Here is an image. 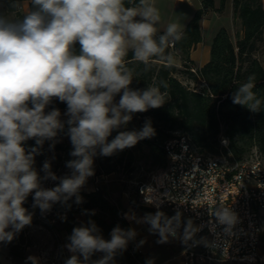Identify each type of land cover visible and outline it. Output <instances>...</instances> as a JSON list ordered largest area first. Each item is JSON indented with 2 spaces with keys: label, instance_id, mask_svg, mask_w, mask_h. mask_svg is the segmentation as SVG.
<instances>
[{
  "label": "clouds",
  "instance_id": "9594fccd",
  "mask_svg": "<svg viewBox=\"0 0 264 264\" xmlns=\"http://www.w3.org/2000/svg\"><path fill=\"white\" fill-rule=\"evenodd\" d=\"M32 3L38 6L37 10L21 21L10 22L0 17V242L3 243L12 242L31 223L32 214L23 207L29 195L33 208L39 207L42 212L50 210L56 202L67 204L73 196L79 204L82 200L79 189L94 174L93 157L98 150L100 155L111 156L156 135L152 121L147 119L139 131H119L108 140L114 130L129 124L133 114L160 108L168 95L155 86L143 91L130 88L132 73L123 58L131 45L135 59L148 64L150 57H162L166 47L184 37L181 25L173 22L159 42L153 38L161 16L149 0H139V7L127 8L123 0H32ZM77 41L81 54L72 55L70 47ZM163 58L169 66L174 64L171 54ZM255 80L254 74L248 76L247 82L233 94V104L247 106L252 112L259 110L261 100L253 91ZM162 84L168 88L167 82ZM53 98L66 103L68 135L74 149L70 155L75 159L67 164L71 174L49 189L42 186V181L57 179L50 163L44 162L45 175L41 177L34 167L39 149L26 151L25 142L34 139L40 146L63 130L60 110L45 111ZM219 215L222 222H234L227 208ZM146 219L153 230L159 231L160 242L168 239V233L175 234L173 222L163 213L148 215ZM89 223L90 227L72 230L67 248L74 254L66 264H89L95 253L103 256L91 264H109L135 234L117 226L110 233L111 239L105 240L97 226ZM28 259L37 264L35 257Z\"/></svg>",
  "mask_w": 264,
  "mask_h": 264
},
{
  "label": "trees",
  "instance_id": "16d2710c",
  "mask_svg": "<svg viewBox=\"0 0 264 264\" xmlns=\"http://www.w3.org/2000/svg\"><path fill=\"white\" fill-rule=\"evenodd\" d=\"M22 2H28L29 12L38 8L32 0H0V17L6 18L8 14H11L12 22L21 21L26 15L18 10ZM200 3V8L195 11L182 30L183 39L173 46L166 47L162 57H150L149 63L144 64L135 59L134 49H128L123 58L125 67L132 73L130 88L143 91L155 86L159 87L162 93L165 91L168 93L164 105L160 108L135 113L132 119H139L143 125L147 119L152 121L156 135L143 141L149 147L151 165L156 169L165 167L166 155L162 146L175 134L185 135L193 149L207 158L219 156L223 149L235 160H242L254 148L264 158V64H262L264 7L261 0H232L234 39L230 37L226 29L218 30L211 42L209 61L202 67H198L190 60L189 54L193 46L202 42L201 20L211 11L220 13L224 8L225 0H220L218 8H215L214 0H200ZM123 4L126 8L139 7V0H123ZM239 30L242 31V36H239ZM165 34L166 32H159L154 39L159 42V37ZM169 40L171 41L172 38L169 37ZM70 52L72 55L81 54L78 41L71 45ZM169 54L174 60H179L180 64L174 63L169 66L163 58ZM252 74L256 77L253 91L261 100V106L256 112H252L247 106L232 103L233 94L241 84L247 82L248 76ZM179 75L189 82L201 84V88L197 90L191 88L189 84H184L179 79ZM162 81L167 82V89L163 87ZM119 98L117 95L115 100L118 101ZM66 107V103L53 98L45 111L53 108L66 111ZM113 132L118 134L119 131ZM222 138L227 140L225 148L220 145ZM25 147L26 151L38 147V154L34 156L35 164L38 166H43L45 161L51 159L50 156L56 159L51 171L57 173L59 179L54 186L59 184L60 178L71 174L70 168L69 173L61 170L63 164H68L75 159L70 155L74 150L71 143L45 140L42 145L37 146L35 140L30 139L25 142ZM117 166H122L129 172L133 171L131 152L124 149L111 156H103L98 150L97 155L93 157L94 176L112 173ZM136 189L137 187L133 198L134 208L145 219L148 215L154 216L157 211L141 202ZM78 195L82 198L79 204L75 202V196L71 197L67 204L61 202L53 204L50 209L52 213L44 219V226L53 233L65 232L68 239L75 227H90L89 222L97 226L100 230L99 234L105 240H110V233L117 226L125 232L132 231L130 224L123 216V208L118 203L112 202L103 192L99 190L86 192L79 189ZM32 205L33 199L29 195L23 207L29 213L39 216L42 213L41 209L33 208ZM171 213L179 216L178 213ZM62 214L66 219L60 218ZM146 221L150 224L147 219ZM1 244L7 247L13 264H31L25 256L21 243L1 242ZM97 255L98 253H95L90 258L89 264L91 261L98 260ZM112 264L151 263L133 245L130 238L126 248L114 255Z\"/></svg>",
  "mask_w": 264,
  "mask_h": 264
},
{
  "label": "built area",
  "instance_id": "2783aa9c",
  "mask_svg": "<svg viewBox=\"0 0 264 264\" xmlns=\"http://www.w3.org/2000/svg\"><path fill=\"white\" fill-rule=\"evenodd\" d=\"M221 143L226 146L227 140L222 138ZM162 147L165 167L139 182L136 192L141 202L155 211L178 213L194 223L195 234L183 250L185 264H203L216 257L229 264H264L260 250L264 230V158L258 150L252 149L242 160H235L230 153L227 157L207 158L198 154L182 134H175ZM225 208L235 218L232 224L220 219L219 213ZM50 213L52 210L37 219L43 220ZM204 238L206 246L200 244ZM97 256L100 259L103 253ZM70 257L64 251L53 256L44 252L41 261L56 264L61 260L66 264Z\"/></svg>",
  "mask_w": 264,
  "mask_h": 264
},
{
  "label": "crops",
  "instance_id": "0c3cea01",
  "mask_svg": "<svg viewBox=\"0 0 264 264\" xmlns=\"http://www.w3.org/2000/svg\"><path fill=\"white\" fill-rule=\"evenodd\" d=\"M149 2L158 8L161 16V20L155 24L156 32L154 36L159 32H166L168 24L173 22L179 23L181 25V30H183L195 11L201 6L200 0H149ZM219 4L220 0H214L215 8H218ZM261 4L262 7H264V0H261ZM20 7L23 13L27 14L29 12L28 2H22ZM135 19L139 20L140 18L136 17ZM200 27L203 37L202 42L193 46L189 54L190 60L198 67H202L209 61L211 42L218 30L221 28L226 29L230 37L234 39L235 26L232 16V0H225L224 8L220 13L215 11L207 13L202 18ZM239 36H242V31L239 32ZM128 49H133V47L129 45L127 50ZM174 63L180 64L179 60H174ZM262 64H264V55H262ZM60 112L66 111L60 110ZM119 181L121 182V180L117 179L114 172L100 176L92 175L86 179L85 184L82 185L80 189L86 192L99 190L112 202L118 203L123 208V216L135 233L132 237V243L147 257L151 264H185L183 250L188 240L195 234L194 223L183 215L178 214L186 222L185 226L188 230L183 231L181 234L176 231L177 234L174 236L167 234L168 239L164 242H160L159 231L153 230L152 226L147 223L145 217L139 214L134 208L132 202V189L128 186L125 187L120 185ZM81 218L83 219V215H81ZM39 229L46 232L40 231L33 235V246L29 245L26 247L25 256L27 258L35 257L37 264H43L41 261V254L44 252L51 253L52 256L58 251H64L68 256L74 254L67 248L70 241L65 232L53 233L44 225H40ZM262 238H264V230H262L260 240H262ZM141 241H143V243H141ZM39 243L46 244L48 249H42L44 245ZM2 250L6 262L0 259V264H13L5 245H3ZM260 250L262 256H264V250L261 249V244ZM56 264L63 263L61 260H58ZM203 264L229 263L221 262L218 258H215Z\"/></svg>",
  "mask_w": 264,
  "mask_h": 264
},
{
  "label": "rangeland",
  "instance_id": "374dc122",
  "mask_svg": "<svg viewBox=\"0 0 264 264\" xmlns=\"http://www.w3.org/2000/svg\"><path fill=\"white\" fill-rule=\"evenodd\" d=\"M8 18L12 19V15L8 14L7 16ZM179 79L184 83V84H189V86L191 88H195V89H200L201 88V84L199 83H192L189 82L188 80H186L183 76L179 75L178 76ZM66 112H61V117L60 120L61 122L64 124V128L63 130L58 131L57 136L55 138H53L52 140H48L51 142H59V143H71L70 140V136L68 135V128L66 129V127H68L67 124V120H68V116H65ZM66 125V126H65ZM143 127V124L141 123V121L139 119L136 118V120H131L129 122V124L127 126H121L118 131H132V130H137L139 131L141 128ZM117 134L112 132V134L108 137V140L111 141ZM221 147L225 148L227 146L223 145L220 142ZM126 151L131 152L132 157H133V171L129 172L126 169H124L122 166H117L116 170L114 171V173L116 174L117 179L121 180V182L119 181V184L125 187H129L130 189H132V202H133V198L135 195V188L136 185L139 182H144L148 179L149 175L155 171V167L151 165V160L149 158L150 156V151H149V147L147 146V144L143 141L140 140L137 142V144L131 148H126ZM117 153V152H115ZM229 152H224V150L222 149L219 156L217 157H227ZM53 155V154H52ZM50 160L48 161L50 163L51 169L54 166V164L56 163V159L52 158L50 156ZM34 167L35 169L38 171V173L40 174L41 177H43L45 174L42 171L43 166H38L37 164L34 163ZM61 170H63L65 173H69V168L67 167V164H63ZM57 177L56 180H51V179H47V180H43L42 181V186L44 188H49L53 187L56 183V181L59 179V175L57 173H54ZM44 213V212H42ZM41 213V214H42ZM161 213H163V215L168 219L171 220L172 223V227L176 229V231L178 233H183V231H187L188 228L185 226L186 222L184 221V219L180 216H176L175 214H172L170 211H161ZM40 214V213H39ZM38 215L37 214H32V220L31 223L27 226H25L21 232L12 240V242H18L21 243V247L22 249L25 250L26 252V247L27 246H33L34 242L33 241V235L37 232L40 231H44L39 229L40 225H44V219L43 220H38L37 219ZM43 221V222H41ZM46 232V231H44ZM177 234V233H176ZM41 245H44V248L42 249H48L46 247V244L43 243H39ZM200 244H202L203 246H206L207 244V239L204 238L200 241ZM3 245L0 242V259L3 262H6L5 256L3 254ZM261 249L264 250V238H262L261 240ZM217 258V257H216Z\"/></svg>",
  "mask_w": 264,
  "mask_h": 264
}]
</instances>
